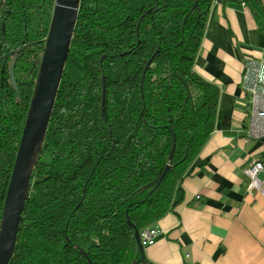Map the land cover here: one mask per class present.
<instances>
[{"label":"trees","instance_id":"obj_1","mask_svg":"<svg viewBox=\"0 0 264 264\" xmlns=\"http://www.w3.org/2000/svg\"><path fill=\"white\" fill-rule=\"evenodd\" d=\"M54 2L0 0V219ZM213 2L80 0L9 264H153L135 231L181 202L219 117L193 70Z\"/></svg>","mask_w":264,"mask_h":264},{"label":"crops","instance_id":"obj_2","mask_svg":"<svg viewBox=\"0 0 264 264\" xmlns=\"http://www.w3.org/2000/svg\"><path fill=\"white\" fill-rule=\"evenodd\" d=\"M264 0H214L193 70L219 89L218 118L188 168L183 198L144 247L153 264H264V197L243 169L264 152ZM256 93L254 97L253 93Z\"/></svg>","mask_w":264,"mask_h":264},{"label":"water","instance_id":"obj_3","mask_svg":"<svg viewBox=\"0 0 264 264\" xmlns=\"http://www.w3.org/2000/svg\"><path fill=\"white\" fill-rule=\"evenodd\" d=\"M79 5L80 0H55L54 2L42 57L1 213L0 264H9L14 252L21 214L28 199L32 170L38 162L42 150L46 129L70 49ZM2 30H4L3 26ZM11 56L13 59L8 66L9 82L17 95L20 96L14 77L16 55L12 53ZM151 60L152 58L145 66L141 84ZM127 223L131 228H134L129 221ZM134 235L141 255L140 262L144 263V247L140 243L139 232L135 231Z\"/></svg>","mask_w":264,"mask_h":264},{"label":"built area","instance_id":"obj_4","mask_svg":"<svg viewBox=\"0 0 264 264\" xmlns=\"http://www.w3.org/2000/svg\"><path fill=\"white\" fill-rule=\"evenodd\" d=\"M254 97L256 93H253ZM264 96V89H263ZM251 115L259 119V121L264 120V108H257L256 100L253 101V106L251 108ZM261 139L264 145V134H262ZM244 174L248 177V190H256L261 193L264 197V152L263 154L255 159L250 164L246 165L243 169ZM161 234V231L154 226L147 227L139 232L140 243L143 247L152 246L155 244L157 237Z\"/></svg>","mask_w":264,"mask_h":264},{"label":"rangeland","instance_id":"obj_5","mask_svg":"<svg viewBox=\"0 0 264 264\" xmlns=\"http://www.w3.org/2000/svg\"><path fill=\"white\" fill-rule=\"evenodd\" d=\"M33 86H34V84H33ZM33 86H30L29 84L27 85V87H29V88H31V89H33Z\"/></svg>","mask_w":264,"mask_h":264}]
</instances>
